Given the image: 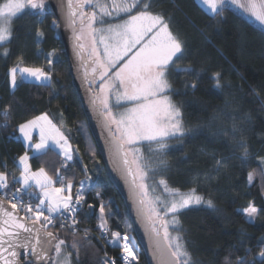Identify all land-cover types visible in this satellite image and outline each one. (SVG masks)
I'll list each match as a JSON object with an SVG mask.
<instances>
[{
  "label": "snow or ice",
  "instance_id": "1",
  "mask_svg": "<svg viewBox=\"0 0 264 264\" xmlns=\"http://www.w3.org/2000/svg\"><path fill=\"white\" fill-rule=\"evenodd\" d=\"M200 3L214 15L227 6L226 0H200ZM227 3L239 7L264 25V0H227ZM153 4L154 0H67L66 20L72 29L73 47L80 59V67L84 69L83 78L89 84L90 104L103 120L107 133L105 146L129 184L138 216L144 219L150 230L153 259L157 264H198L188 249L178 216L181 210L192 205L205 204L215 209V204L211 199L197 195L195 188L180 192L170 188L163 177L158 181L154 177L168 168L166 156L172 147L168 141L182 142L192 131L185 126L181 105L168 95L174 91L169 76L173 72L192 76L184 81V88L194 93L199 87L201 73L206 70L180 65L185 54L184 42L172 32L170 21L164 14L153 11ZM45 6V0H5L0 4V47L10 41L12 22L17 14L26 7L43 10ZM86 6L92 10L85 11ZM36 35L39 38L43 33L37 32ZM86 38L91 42L90 50L83 42ZM98 45H102V51ZM86 51L87 60L84 57ZM8 53L9 49L4 48L3 55L6 57ZM22 63L21 57L8 70L13 88L17 86L18 73L21 80L27 77L41 86L51 85V71L42 67H21ZM48 64H52L51 59ZM97 79L101 81L98 93L91 88ZM210 79L214 81L215 89L224 88L221 72H213ZM253 92L259 99V93L255 89ZM111 95L115 96V104L109 102ZM122 102L131 103V107L119 111L123 107ZM3 114L5 123L0 127H7L10 107L6 106ZM33 130L39 133L36 143H32ZM18 131L32 149V158L54 152L61 157V161L55 175H50L43 167L33 171L26 150L18 157L22 166L19 176L13 174L12 177L21 185L14 190L10 188L8 174L0 172V189L5 190L0 195V260L3 264H21L23 250L24 264H73L74 255L78 262L76 216L85 203L83 192L87 185L80 181L73 196L74 174H67L69 162L74 160L78 149L73 148L62 128L53 123L47 113L20 123ZM243 132L233 123L232 139L240 149L242 166L253 160L259 165L248 173L247 182L251 186L255 177L259 176L264 190V157L253 156ZM145 142L150 145L147 156L136 147ZM224 167L223 159L214 160L217 172ZM84 170L87 171L86 166ZM150 179L153 180L151 185L148 183ZM161 187L160 194H156ZM21 193L27 194L29 200H38V203H25ZM6 203L10 204L12 211L7 209ZM93 207L88 205L89 209ZM20 211L25 213L23 217L19 216ZM237 211L243 213L249 222H254L261 209L250 201L247 207ZM169 215L171 219H168ZM98 220L100 238L121 249L120 259L124 264L137 261L132 243L134 238L129 237L127 232L122 235L119 231L110 230L103 203L99 207ZM57 221L60 222L59 230L71 229L72 243L61 239L59 230H49L55 228ZM83 239L90 243L88 229L84 230ZM68 248L73 251H66ZM231 255L229 251L224 264H233L229 259ZM260 256L264 257V250ZM99 264H117V261L105 252L99 258ZM235 264H254V261H249L246 256L238 257Z\"/></svg>",
  "mask_w": 264,
  "mask_h": 264
},
{
  "label": "trees",
  "instance_id": "2",
  "mask_svg": "<svg viewBox=\"0 0 264 264\" xmlns=\"http://www.w3.org/2000/svg\"><path fill=\"white\" fill-rule=\"evenodd\" d=\"M153 11L162 12L170 21L172 32L184 42L185 54L180 65L206 70L201 73L194 93L184 88V81L192 76L181 72L169 76L174 91L168 94L181 105L185 126L192 131L182 142L168 141L172 145L166 156L168 168L154 178L163 177L171 188L180 192L195 188L197 195L215 204V209L205 204L192 206L181 210L178 216L188 249L198 264H224L229 251L233 264L238 257L245 256L254 264H261L264 260L260 256L264 250V190L259 176L255 177L253 185L247 182L248 173L259 165L253 160L242 166L240 149L232 139L231 128L233 123L242 128L253 156L264 157V29L228 6L218 15L209 13L197 0H154ZM53 21L56 22L55 18L45 9H27L13 19L12 37L0 47V125L5 123L4 108L10 107L8 126L0 127V172L11 177L10 172L16 175L19 171L16 157L24 153L25 148L16 137L17 126L42 113L52 115L73 148L78 149L67 170L68 175L74 174L73 196L80 181L87 185L83 192L85 203L77 215L75 242L79 260L75 258L76 264H99L105 252L116 256L118 251L117 247L103 245L105 240L99 236L101 203L105 205L110 230L127 232L134 237L123 200L109 180L88 130L63 48L56 38L57 23ZM37 32H42L43 36L38 38ZM4 48L9 49L6 57ZM21 57L24 65L51 71V85L20 81L11 89L8 70ZM217 71L222 73V90L215 89L210 79ZM253 89L259 93V99ZM149 147L147 143L140 145L145 156L149 155ZM32 157V168L43 167L50 175H55L60 167L61 157L54 152ZM215 159H223L226 167L217 172ZM250 201L261 209L254 222L237 211L247 207ZM89 204L94 207L89 209ZM59 229L55 226L49 230ZM85 229L89 230L90 243L83 239ZM59 236L69 244L73 242L71 229L59 230ZM132 242L138 256L134 264H147L135 239Z\"/></svg>",
  "mask_w": 264,
  "mask_h": 264
},
{
  "label": "water",
  "instance_id": "3",
  "mask_svg": "<svg viewBox=\"0 0 264 264\" xmlns=\"http://www.w3.org/2000/svg\"><path fill=\"white\" fill-rule=\"evenodd\" d=\"M45 5V11L50 13L56 20V38L63 48L72 86L79 98L86 118L88 130L99 151L108 178L123 200L131 223L136 245L144 253L147 264H157L153 259L152 248L150 247V230L147 229L144 219L137 214L136 204L130 194L129 184L125 182L120 167L114 163L112 155L105 146L107 133L103 127V120L99 116L98 111H94L90 104V93L88 91L89 84L86 83L83 78L84 69L80 67V59L77 57L76 50L73 47L74 40L72 29L68 26L66 20V14L68 11L67 0H45ZM87 8L88 7L86 6L85 10H87ZM87 56L88 54L85 52V60H87ZM97 85L98 89H96ZM99 85L100 82L97 79L95 83L91 84L92 91L98 93ZM6 207L9 211H12L9 204L6 203ZM5 255H7V253H5ZM21 258H24L23 250H21L20 261L21 264H24V261L21 260ZM0 264H3L2 260H0Z\"/></svg>",
  "mask_w": 264,
  "mask_h": 264
},
{
  "label": "rangeland",
  "instance_id": "4",
  "mask_svg": "<svg viewBox=\"0 0 264 264\" xmlns=\"http://www.w3.org/2000/svg\"><path fill=\"white\" fill-rule=\"evenodd\" d=\"M5 2V0H3L0 4H3ZM197 2L207 11V12H209V13H211V11L206 7V6H204V5H202L201 3H200V0H197ZM226 4H227V6L228 7H231L232 9H234L236 12H238V13H240L241 15H243L244 17H246V18H248L250 21H252L254 24H256V25H258V26H260V27H262L263 29H264V25H261L259 22H257L253 17H251L250 16V14H248V13H246V12H244L242 9H240L239 7H237V6H235V5H232V4H230V3H227V0H226ZM27 9H31V8H28V7H26L21 13H23L25 10H27ZM32 10V9H31ZM33 10H35V9H33ZM90 10H92V9H90ZM85 11H87V10H85ZM21 13H19V14H17V16L18 15H20ZM16 16V17H17ZM114 22H116V21H114ZM84 43H85V46H86V48H88L89 50H90V47H91V42H90V40L89 39H85L84 41H83ZM100 48H101V51H102V45H98ZM86 53L88 54V52L86 51ZM15 66V65H14ZM21 67H36V66H27V65H24V64H21L20 65ZM8 76H9V80H10V74H9V71H8ZM20 81H27V82H34V83H37V82H35L34 80H32V79H30V78H27V77H25L23 80H21L20 79V76H19V73H18V82L17 83H19ZM98 81L101 83V81L98 79ZM10 87H11V89H13V87L11 86V83H10ZM169 95V94H168ZM110 104H115V96L114 95H111L110 96ZM122 104H123V107L122 108H120V109H118L119 111H123L124 110V108H126V107H131V103H125V102H122ZM114 110H116V109H114ZM48 116H49V118L53 121V123H56L57 124V121H56V119L55 118H53V116L52 115H50V114H48ZM58 125V124H57ZM17 139H19V140H21L22 141V143H23V146H24V148H25V151L27 150L28 151V154H29V156H31V155H33V151H32V149L31 148H29L28 147V142L27 141H25L24 139H23V137H22V135L19 133V131H18V126H17ZM38 140H39V133H38V130H33V140H32V143H36V142H38ZM146 143V142H145ZM142 144H144V143H140V144H137L136 145V147H139L140 148V145H142ZM24 153H22L21 155H23ZM20 156V155H19ZM19 156H17L16 158V160H17V163H18V167H19V171H18V173L16 174V176L18 177L19 176V173H20V171L22 170V166L21 165H19V161H18V157ZM76 157V154L74 155V158ZM29 163H30V161H29ZM31 165V164H30ZM32 167V166H31ZM32 170L33 171H35V170H37V169H34V168H32ZM155 179V178H154ZM8 180H9V177H8ZM155 180H157V179H155ZM159 180V179H158ZM157 180V181H158ZM9 183H10V187H11V182H10V180H9ZM148 183L151 185L152 183H153V180H149L148 181ZM58 186V185H57ZM170 187V186H169ZM171 188V187H170ZM162 191V187L160 188V189H158L157 190V192H156V194H160V192ZM150 195H151V193H150ZM192 206H197V205H192ZM192 206H190V207H192ZM98 217H99V212H98ZM168 219H171V216L169 215V217H168ZM132 228V227H131ZM173 234H175V233H173ZM66 251H71V249L70 248H68V249H66ZM73 264H76V260H75V256H73Z\"/></svg>",
  "mask_w": 264,
  "mask_h": 264
},
{
  "label": "built area",
  "instance_id": "5",
  "mask_svg": "<svg viewBox=\"0 0 264 264\" xmlns=\"http://www.w3.org/2000/svg\"><path fill=\"white\" fill-rule=\"evenodd\" d=\"M10 173H11V172H10ZM10 181H11V187H10V188H11L12 190H14L15 188H19V186L15 185V180H13L12 177H11V180H10ZM4 191H5V190L0 189V195H3ZM75 193H76V191H75ZM75 193H74V196H75ZM10 194H11V192L9 191V195H10ZM21 196H22V198H23V200H24L25 203H28V202H31V203H33V204L38 203V200H37V201H35L34 199H33V200H29V197H28L27 194L21 193ZM14 202H15V201H14ZM9 205H10V204H9ZM78 213H79V212H78ZM78 213H77V215H78ZM19 214H20L21 217H23V216L25 215V213H24L23 211H20ZM76 218H77V216H76ZM56 226L60 227V222H59V221H57ZM97 228H98V225H97ZM98 232H99V236H100V231H99V229H98ZM124 233H125V232H121L122 235H123ZM129 237H130V236H129ZM109 238H110V237H109ZM132 243H133V242H132ZM104 244H106L107 246L113 248L111 245L107 244L106 242L103 243V245H104ZM117 249H118V251H117V255H116V256H113V255H108V256H109V257H112V258H115L117 262H120L121 264H124V262L120 259V257H121V249H120L119 247H117ZM133 250L137 253V250H136L135 247H134ZM135 262H136V261H134L133 264H134Z\"/></svg>",
  "mask_w": 264,
  "mask_h": 264
},
{
  "label": "crops",
  "instance_id": "6",
  "mask_svg": "<svg viewBox=\"0 0 264 264\" xmlns=\"http://www.w3.org/2000/svg\"><path fill=\"white\" fill-rule=\"evenodd\" d=\"M9 85H10V80H9ZM16 165H17V168H18V170H19L17 160H16ZM18 186L20 187L21 185L18 183Z\"/></svg>",
  "mask_w": 264,
  "mask_h": 264
},
{
  "label": "flooded vegetation",
  "instance_id": "7",
  "mask_svg": "<svg viewBox=\"0 0 264 264\" xmlns=\"http://www.w3.org/2000/svg\"><path fill=\"white\" fill-rule=\"evenodd\" d=\"M21 260H23V261H24V258H21Z\"/></svg>",
  "mask_w": 264,
  "mask_h": 264
}]
</instances>
